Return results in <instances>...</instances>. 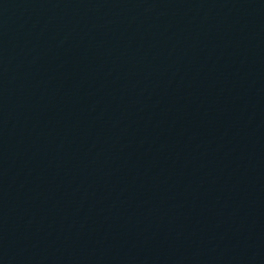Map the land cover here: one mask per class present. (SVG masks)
Listing matches in <instances>:
<instances>
[{"label": "water", "instance_id": "95a60500", "mask_svg": "<svg viewBox=\"0 0 264 264\" xmlns=\"http://www.w3.org/2000/svg\"><path fill=\"white\" fill-rule=\"evenodd\" d=\"M0 264H264V0H0Z\"/></svg>", "mask_w": 264, "mask_h": 264}]
</instances>
